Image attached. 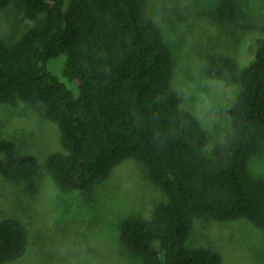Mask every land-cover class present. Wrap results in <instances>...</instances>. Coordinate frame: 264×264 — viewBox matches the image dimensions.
Masks as SVG:
<instances>
[{
	"label": "trees",
	"instance_id": "obj_1",
	"mask_svg": "<svg viewBox=\"0 0 264 264\" xmlns=\"http://www.w3.org/2000/svg\"><path fill=\"white\" fill-rule=\"evenodd\" d=\"M146 1L0 0V10L17 2L35 22L17 42L0 37V106L23 102L58 126L62 151L44 168L61 190H86L129 159L146 167L167 202L121 230L123 244L143 264H221L218 254L190 250L186 240L195 220L245 219L264 228V179L248 170L264 141V39L245 67L225 57L208 62L209 78H237L241 90L229 111L233 136L206 156L208 134L182 108L173 56ZM237 10L234 0H223L216 15L231 23ZM59 56L74 88L48 68ZM0 151L7 181L35 178L34 157L20 156L8 141ZM27 248L22 224L0 221V264L20 259Z\"/></svg>",
	"mask_w": 264,
	"mask_h": 264
},
{
	"label": "rangeland",
	"instance_id": "obj_2",
	"mask_svg": "<svg viewBox=\"0 0 264 264\" xmlns=\"http://www.w3.org/2000/svg\"><path fill=\"white\" fill-rule=\"evenodd\" d=\"M222 1H146L147 14L160 28L173 56V85L183 98L182 108L208 134L206 156L233 136L229 111L241 90L237 78H209L208 62L225 57L245 67L254 58L258 40L264 39V0H234L238 10L231 23L216 15ZM34 26L17 2L0 10V37L9 43L20 40ZM62 59H51L48 68L74 88L63 78ZM2 141L12 142L20 156L34 157L39 165L30 182L11 183L0 175V221L15 219L28 234L24 256L4 264H143L123 244L122 226L134 217L151 218L167 198L142 163L129 159L108 179L86 190H61L44 168L51 154L62 151L59 128L23 102L0 106ZM248 170L254 178L264 179V141L249 158ZM186 247L215 252L221 264H264V228L245 219L195 220Z\"/></svg>",
	"mask_w": 264,
	"mask_h": 264
}]
</instances>
